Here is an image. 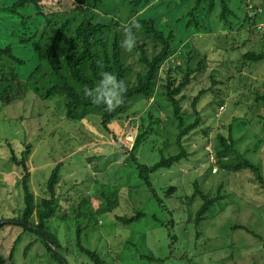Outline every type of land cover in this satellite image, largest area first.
Masks as SVG:
<instances>
[{
  "label": "rangeland",
  "instance_id": "rangeland-1",
  "mask_svg": "<svg viewBox=\"0 0 264 264\" xmlns=\"http://www.w3.org/2000/svg\"><path fill=\"white\" fill-rule=\"evenodd\" d=\"M10 1L4 0L5 5ZM104 1L110 4L106 8L109 12L98 13L97 20L113 17L124 30L131 18L129 7L122 0ZM176 1L156 0L139 12H150L152 16L164 13L159 17L160 28L173 29L177 34L176 53L160 74L166 78L171 69L172 75L180 77L187 65L195 67L203 52H208L209 69L178 96L185 119L189 123L195 118L191 102L201 89L210 87V73L220 81L218 87L225 103L223 109H210V102L216 98L214 92L199 99L198 126L182 139L189 155L170 169L161 168L151 174L161 201L139 179L127 151L132 147L138 126L143 124L147 128L151 113L152 120L159 118L158 125L149 129L147 141L137 152L138 160L151 165L162 156L178 152L174 143L178 134L176 120L162 93L154 100L133 105L125 116L113 120L109 124L110 132L101 128L99 116L67 119L64 98L42 100L27 92L17 103L0 102V220L19 218L24 209L19 183L24 170L11 161L10 147L18 155L25 146L31 148L26 163L35 203L46 197V181L56 163L61 162L57 193L66 196V201L58 200L56 213L46 227L73 252L67 256L69 264H93L73 246L76 226L81 222L85 225L86 219L75 217V204L80 201L84 202L85 212L95 211L90 214L82 243L102 253L108 264H264V183L248 168L227 173L213 166L208 171L209 160L214 161V155L208 156L204 142L205 134L214 143L216 134H226L225 127L233 118L236 149L242 158L259 168L264 179V123L259 117L264 116V62L245 65L242 60L246 51H264V44L260 38L250 39L246 27L241 25L244 16L241 0H228L238 16L231 19L230 29L218 19V5L208 18L202 17L211 29L208 33L186 29L184 18L175 22V18H182L191 7V2L176 5ZM255 2L261 3L264 12V0ZM42 4L49 11H59V18L72 8L70 0H48ZM263 14L257 21L264 27ZM2 15L0 46L11 45L14 53L26 60L19 68L24 73L34 61L33 51L21 46L18 38L11 35L14 19ZM44 24L43 21L37 32ZM135 58H130V63ZM229 76L233 77L227 80ZM210 150H213L211 145ZM194 180L199 181L203 192L218 193L205 213L206 219L197 226L194 217L202 200L194 191ZM170 186L175 190L166 195ZM116 189L110 197L111 211H106L107 201L100 192ZM137 211L144 216L130 224L115 218ZM29 219L37 222L34 212ZM32 241L35 243L24 258L23 250ZM46 255L43 239L34 231L17 223L4 222L0 226V264H45Z\"/></svg>",
  "mask_w": 264,
  "mask_h": 264
},
{
  "label": "trees",
  "instance_id": "trees-1",
  "mask_svg": "<svg viewBox=\"0 0 264 264\" xmlns=\"http://www.w3.org/2000/svg\"><path fill=\"white\" fill-rule=\"evenodd\" d=\"M42 1L48 0H11L7 5H5L4 0H0V16L4 14L5 17L14 19V28L11 35L18 38L17 41L21 46L33 51L34 59L32 65L22 73L19 68L26 64V60L18 57L11 45L0 46V102L4 105L17 103L18 100L23 99L27 92L42 100H48L52 97L64 98L67 119L83 120L94 115L99 116L101 128L105 132H110L109 124L116 118L125 116L133 105L139 104L143 100H154L156 95L162 93L171 106L173 118L176 120L178 134L174 143L178 148V152L167 157L162 156L151 165L141 163L138 160L137 152L140 145L147 141L151 132L149 129L158 125L159 118L152 120L151 113H148L150 123L147 128L143 124L138 126L132 147L127 151L135 165L139 179L148 187L152 196L161 201L153 187L151 174L161 168L170 169L174 164L179 163L189 155L187 148L185 149L187 145L182 142V139L198 126L199 112L196 105L199 99L209 92H214L216 98L210 102L209 108L214 110L217 107L219 109L224 108V96L220 94L221 90L218 87L220 81L216 80L211 73L208 75L211 80L210 87L201 89L192 99V113L195 117L192 122L187 123L180 104L178 96L187 89L192 81L195 83L199 76L206 69H209L208 52H203L195 67L187 65L182 76L172 75V70L169 69L167 77L163 78L160 74L161 69L177 50V34L173 29L164 31L160 28L158 24L159 17L165 15L164 13L156 16L149 15L150 12L139 13L146 7H151L156 0H122L129 7L131 14L126 27L130 26L132 18H136L142 26L141 29L134 30L137 43L131 52L122 47L125 34L124 30L120 28L118 20L113 17L108 20H97L98 13L108 14L109 12L106 8L110 7V4H105L104 0H70L72 8L67 10L60 18L58 17L59 11L45 9ZM185 1L191 2V7L182 18H175V22L184 18L186 29L191 28L194 33H208L211 31L202 21V17L208 18V15L214 12L217 5L220 8L218 19L227 28L230 29L233 26L231 19L238 18L228 0H177L174 3L178 5ZM255 1L257 0H241L244 8L241 25L246 27L247 34L251 36L250 39L260 38V41L264 44V36H260L256 30L257 18L264 12L250 15L252 9H248L250 4L254 8L260 6L261 3ZM43 21L45 24L37 32ZM132 57L136 58L130 63L129 59ZM242 60L245 65L264 62V51H246L242 54ZM189 61L190 58L187 59L188 63ZM134 66L137 69H134ZM104 72L115 74L118 79L125 82L127 88L123 103L111 111H108L102 104H93L84 95L85 88L94 89L98 85ZM232 77L229 76L226 79ZM150 105L153 104L150 103ZM259 117L262 118L264 123V116ZM231 120L232 122H229L228 126L225 127L226 134H216L215 143L212 137L205 134V149L208 148L209 157L211 153L214 155V161L209 160L208 171L212 170L213 166L214 168L216 166L219 172L226 171L227 173L248 168L255 173L260 182L264 183L259 168L247 159L242 158L238 149H236V141L232 134L233 122H236V120H233V118ZM222 128L224 127L222 126ZM210 145L213 150H210ZM163 146L166 148V144ZM30 149V146L27 145L18 155L10 147L11 161L24 170L20 182L18 181L23 191L24 209L20 214L21 217L4 222L20 224L25 229L34 231L43 239L47 251L45 264H69L67 256H70L72 251L66 249L67 247H64L57 236L46 227V223L56 213L58 200L66 201V196L62 197L57 193L61 162L56 163L46 181V197L35 203L28 182L30 172L26 163ZM88 160L90 161L91 158H88ZM192 185L195 188V193L202 200L194 217V223L197 226L206 219L205 213L209 205L218 197V193L203 192L198 180H194ZM174 190L175 188L170 186L166 190V195H171ZM116 191L117 189L110 191V193L100 192L103 200L107 201L106 211H111L113 199H110V197L114 196ZM83 205L84 202L80 201L75 204L76 207L74 208L75 217L78 220L82 221V217H86V219L83 221L85 225L81 222L76 226L73 246L93 264H108L102 253L87 248L82 243L84 230L88 227L86 224L91 219L90 214L95 212H85ZM33 212L37 218L36 223L29 219L31 215L33 216ZM143 216V212L137 211L129 216L116 215L115 218L121 223L130 224L139 221ZM4 222L0 220V226ZM34 243L33 241L29 242L25 246L23 250L24 258L27 257L28 251ZM10 255L12 257L13 250Z\"/></svg>",
  "mask_w": 264,
  "mask_h": 264
},
{
  "label": "clouds",
  "instance_id": "clouds-1",
  "mask_svg": "<svg viewBox=\"0 0 264 264\" xmlns=\"http://www.w3.org/2000/svg\"><path fill=\"white\" fill-rule=\"evenodd\" d=\"M141 23L132 18L130 26L124 29L125 38L122 41V47L131 52L137 43L134 30L141 29ZM127 91L126 84L123 80L111 72L102 73L98 85L94 89H84V95L88 97L95 105H104L108 111L113 110L123 103L124 93Z\"/></svg>",
  "mask_w": 264,
  "mask_h": 264
},
{
  "label": "built area",
  "instance_id": "built-area-1",
  "mask_svg": "<svg viewBox=\"0 0 264 264\" xmlns=\"http://www.w3.org/2000/svg\"><path fill=\"white\" fill-rule=\"evenodd\" d=\"M248 9H252L250 11V15H254L255 13H262L263 12V7L262 6H257L254 8V6H252L251 4L248 6ZM256 30L258 31V34H260V36H264V27L262 25V23H258L256 25Z\"/></svg>",
  "mask_w": 264,
  "mask_h": 264
}]
</instances>
